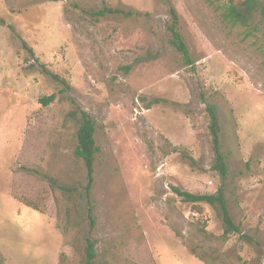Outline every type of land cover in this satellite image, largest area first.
<instances>
[{
    "label": "rangeland",
    "instance_id": "obj_1",
    "mask_svg": "<svg viewBox=\"0 0 264 264\" xmlns=\"http://www.w3.org/2000/svg\"><path fill=\"white\" fill-rule=\"evenodd\" d=\"M228 2L0 0V264H86L89 238L92 264H264V53L225 21ZM104 5L133 15L88 14ZM170 8L193 67L168 43ZM204 99L219 109L226 180ZM81 111L101 149L89 189ZM221 187L240 233L174 192Z\"/></svg>",
    "mask_w": 264,
    "mask_h": 264
},
{
    "label": "trees",
    "instance_id": "obj_2",
    "mask_svg": "<svg viewBox=\"0 0 264 264\" xmlns=\"http://www.w3.org/2000/svg\"><path fill=\"white\" fill-rule=\"evenodd\" d=\"M86 12V11H85ZM90 14L94 19L100 21L110 15H123L127 18L131 17L133 14L131 12H125L121 9H113L104 5V7L99 11H93ZM170 22L167 27V31L170 34V39L168 43L170 48L173 49L177 55L180 57L181 63L185 67H193L195 65V60L192 57L190 48L181 33L180 17L175 9H169ZM223 18L227 23L233 27H239L247 32L250 36L259 37L262 41V50L264 53V0H229L226 4ZM27 48V45L24 44ZM28 49V48H27ZM140 58H138L135 63H138ZM43 70L47 74H51L53 79L60 80L59 77L50 73L44 66ZM133 66L125 67L126 71H130ZM64 84L65 82L62 81ZM55 97H49L43 99L42 104L49 106ZM144 101H146L144 99ZM205 101V99H204ZM162 101L159 99H154L149 102L146 107L151 109L154 105H159ZM206 103V111L209 117V133L211 137V142L215 154V163L212 167L213 171L217 172L222 180H226L229 176V166L227 164L228 156L223 151V146L221 143V125H220V113L216 105ZM82 120L77 133V147L75 150V156L77 159L81 160L88 172V189L92 186L93 175L95 172V163L100 155L101 149L96 144V133H97V123L93 117L85 111H81ZM184 159L189 160L191 165H195L196 162L192 157L184 154ZM175 194L182 199L185 203L190 204H201L205 203L213 207L219 208L224 217L225 222V236L233 233H240V227L237 226L232 219L227 205V200L225 196L224 188H220L214 194H192L187 191H183L179 188H174ZM92 213V211L90 212ZM91 227L92 229L96 225L95 216L91 214ZM97 241L89 238L87 240V246L85 248L86 252V264H92L97 257L96 251Z\"/></svg>",
    "mask_w": 264,
    "mask_h": 264
}]
</instances>
